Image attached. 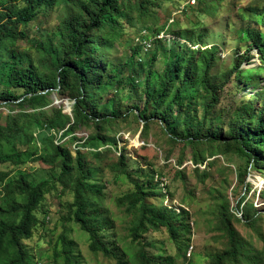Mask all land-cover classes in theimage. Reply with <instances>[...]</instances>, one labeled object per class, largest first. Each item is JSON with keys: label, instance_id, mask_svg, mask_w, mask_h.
I'll list each match as a JSON object with an SVG mask.
<instances>
[{"label": "trees", "instance_id": "trees-1", "mask_svg": "<svg viewBox=\"0 0 264 264\" xmlns=\"http://www.w3.org/2000/svg\"><path fill=\"white\" fill-rule=\"evenodd\" d=\"M20 1L0 0V78L5 79V88L0 89V102L21 110L9 116L6 126L2 124L0 116V165L13 159L22 164L43 149L46 155L41 156V160L59 165L62 175L56 180L34 183L25 173L13 179L10 172L0 170V264H31L32 255L25 241L34 237L41 223L39 212L48 194L58 182L67 181L76 183L71 215L82 230L89 234L91 250L116 259L117 264H131L119 258L103 236L109 224L104 220L97 200L104 194V186L89 182L92 173L88 169V155L84 150L101 159L107 152L101 150L102 147H118L117 138L107 134L108 127L130 114L134 115V111H140L146 121L144 133L149 131L152 120L160 118L167 133H171V139L187 140L198 150L206 143L205 139L210 146L222 150V153L237 149L249 158L253 168L262 172L264 90L256 95V98L262 99L261 107L256 108L252 103L238 107L234 111L233 125L227 132L214 124L206 128L210 110L219 99V86L210 74L217 62L213 46L194 48L185 44L184 50L171 58L165 68L158 72L156 79L152 78L151 71L145 82L147 108L150 104L153 106L150 115L141 111L139 106L124 111L121 102L111 99L106 104L100 103L110 92L120 90L127 83L136 84L135 77L126 75L127 63L112 67L110 72V62L106 60L105 51L116 39L122 37L123 22H132L134 14L138 12L141 17L150 14L157 0H74L78 8H73L66 15L59 27L57 41L50 46L39 42L37 44L41 54L45 55L46 62L42 66L35 64L28 54L14 47L18 41L29 39L25 28L36 19L40 10L44 7L54 8L60 0ZM150 29L149 26L142 27L136 41L140 47L134 52L135 60L137 56L144 60L138 61L140 65L145 63L146 55L155 46ZM160 32L157 38H162ZM146 38H151L153 42L149 50H146L143 42ZM253 48L259 53L260 60L264 61V39L256 40ZM8 53L11 56L8 57ZM130 59L134 61V57ZM54 91H59L62 96L75 102L72 114L65 112L64 108L52 106ZM197 93H203L206 97L201 117L197 116V108H194ZM91 125H95V132L88 135V138H78V131L83 126ZM36 129L44 145L42 149L33 146L37 141L34 133ZM61 130L64 132L61 133ZM10 140L14 141V145L10 144ZM22 145H28V148L23 149L20 147ZM205 160L204 154L194 151L196 164L204 163ZM126 165V155H122L120 163L113 166V170L129 175ZM241 175V181L245 182L247 173ZM147 184L149 187L145 183L136 182L134 191L117 200L118 206L125 208L135 218L133 241L141 243V233L146 226L155 231L164 228L172 240L178 241L189 232V225L185 221L188 212L183 210L178 213L174 209L149 203V198L159 195V189L154 183V176L149 178ZM245 186L249 189L250 183ZM148 188L153 191L150 192ZM240 204L241 201L235 210L239 212L241 209L242 217L237 216V212H231L228 204L220 206L218 226L227 244L222 252L209 256L208 264H236L245 259L232 222L244 220L246 225L251 226L256 217L255 212H251L252 202L246 200L241 207ZM60 242L63 245L64 264H82L73 243L66 235H62ZM135 262L175 264V258L169 256L161 260L149 256L145 251H139L135 255ZM253 263L256 261L253 260Z\"/></svg>", "mask_w": 264, "mask_h": 264}, {"label": "rangeland", "instance_id": "rangeland-1", "mask_svg": "<svg viewBox=\"0 0 264 264\" xmlns=\"http://www.w3.org/2000/svg\"><path fill=\"white\" fill-rule=\"evenodd\" d=\"M73 8H78L74 0H60L54 8H42L36 19L25 28L29 39L18 41L14 48L28 54L38 66L44 65L45 55L37 47L38 42L50 46L57 41L59 27ZM147 26L151 28L155 46L144 57L145 63L140 65L138 61L144 60L139 56L135 60L134 52L140 47L136 42L140 30ZM123 28L122 37L106 48V60L110 62V72L114 66L129 64L126 75L135 77L136 84L130 82L120 90L110 92L100 101L101 104L111 99L121 102L124 111L139 106L141 111L150 115L153 106L150 104L147 108V78L152 71V78L156 79L171 58L184 50L185 44H190L194 48L213 46L217 57L210 74L219 86V99L210 110L206 128L214 124L227 132L233 125L234 111L238 107L245 103L261 107L262 99L256 98V95L264 90V61L258 59L259 54L253 45L259 38L264 39V0H157L150 14L141 17L139 12L135 13L132 22H123ZM159 30L162 38L156 37ZM131 57H134L133 62ZM42 69L46 70L45 67ZM4 82L5 79L0 78V89L5 88ZM196 96L195 113L201 117L206 97L203 93ZM52 99V106L64 108L65 112L72 114L75 102L69 97L54 91ZM111 106L114 107V102ZM20 111L11 104L0 102L2 124L8 125L9 116ZM134 112V115L130 114L108 127L107 134L117 138L118 147H102L101 150L107 152L101 159L84 150L88 155V169L92 173L89 182L104 186V194L97 201L100 202L104 220L109 224L103 236L112 250L131 264H136L135 255L139 251L161 260L174 257L175 264H208L209 256L222 252L227 244L218 226L220 206L228 204L230 211L236 213L237 203L241 201V207L248 200L253 205L251 212H255L253 225H246L244 220L232 222L240 251L245 256L236 264H264V169L260 172L253 168L249 158L237 149L222 153L219 148L210 146L206 139L204 145H199L200 150L187 140L175 141L160 118L152 120L149 131L144 133L146 121L140 111ZM93 132L95 125L83 126L77 136L88 138ZM34 133L37 141L33 146L42 149L44 145L40 142V132L36 129ZM10 141L14 145V141ZM27 146L20 147L27 149ZM196 150L206 156L204 163L194 162ZM38 153L22 164L14 159L1 164L0 170L10 172L13 179L25 173L34 183L58 179L62 168L41 160L40 157L46 155L45 150ZM122 155H126L129 175L113 170ZM242 173L248 175L245 182L241 181ZM151 176H154L159 195L149 198V203L174 209L178 213L183 210L188 212L185 221L189 232L178 241L172 240L164 228L155 231L146 226L141 233V243L134 242L135 218L117 204L121 196L136 189V182L149 187L147 181ZM248 183L249 189L245 186ZM75 188L74 181L58 182L48 194L39 212L41 223L34 237L25 241L32 255L31 264H64L60 242L62 235L73 243L82 264H117L116 259L91 250L89 234L71 215ZM240 210L236 215L242 217ZM191 247L193 250L189 255Z\"/></svg>", "mask_w": 264, "mask_h": 264}, {"label": "built area", "instance_id": "built-area-1", "mask_svg": "<svg viewBox=\"0 0 264 264\" xmlns=\"http://www.w3.org/2000/svg\"><path fill=\"white\" fill-rule=\"evenodd\" d=\"M143 42H144V44L146 46V50H149L152 47V45H153V42H152V39L151 38H146V39H144ZM258 59H260V58H258ZM192 250H193V247L190 248V250H189V253L190 254L189 255L192 254Z\"/></svg>", "mask_w": 264, "mask_h": 264}, {"label": "clouds", "instance_id": "clouds-1", "mask_svg": "<svg viewBox=\"0 0 264 264\" xmlns=\"http://www.w3.org/2000/svg\"><path fill=\"white\" fill-rule=\"evenodd\" d=\"M260 58V57H259Z\"/></svg>", "mask_w": 264, "mask_h": 264}]
</instances>
